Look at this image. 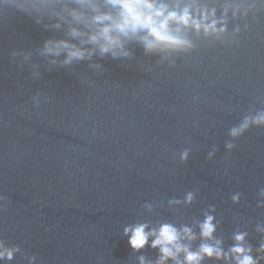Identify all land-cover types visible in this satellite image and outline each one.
<instances>
[{
  "label": "water",
  "instance_id": "95a60500",
  "mask_svg": "<svg viewBox=\"0 0 264 264\" xmlns=\"http://www.w3.org/2000/svg\"><path fill=\"white\" fill-rule=\"evenodd\" d=\"M233 23L241 26L235 37ZM48 34L14 9L0 12V237L39 264H137L156 251L132 252L125 225L191 224L212 204L225 246L240 228L255 249L264 128L232 141L231 152L224 144L230 127L264 109V9L231 22L223 42L197 40L174 67L133 46L131 59L105 58L99 71L84 62L49 69L33 55L34 79L11 53L34 50ZM187 191L195 192L191 206H167ZM146 202L154 214L144 213ZM9 264L25 261L17 253Z\"/></svg>",
  "mask_w": 264,
  "mask_h": 264
},
{
  "label": "clouds",
  "instance_id": "9594fccd",
  "mask_svg": "<svg viewBox=\"0 0 264 264\" xmlns=\"http://www.w3.org/2000/svg\"><path fill=\"white\" fill-rule=\"evenodd\" d=\"M14 9L39 25L46 35L32 51H13L12 57L27 64L34 79L40 76L39 57L49 68H70L86 63L92 70H102L101 60L111 58L126 61L133 57L137 46L145 57H157L158 63L174 67L175 59L191 53L199 39L223 42L229 34V24L254 18L264 9V0H0V12ZM243 27L246 29L247 24ZM241 31L233 23L232 37ZM33 103H41L39 95ZM264 128V109L245 114L227 132L226 152L250 128ZM217 149L213 146L206 159L212 160ZM190 149L179 155L180 163L188 160ZM2 199V197H0ZM195 199L194 191H187L182 199L167 201L169 208L189 207ZM237 205L241 193L230 196ZM154 204L143 205L145 214H154ZM256 207L264 208V186L256 193ZM202 218L193 223L177 224L170 220H137L125 225L121 235L127 238L132 252L145 247L155 250L154 259L143 255L137 264H262L264 262V221H258L254 232L260 236L254 249L249 232L236 228L231 232L230 246L218 235L220 221L215 205H208ZM20 253L25 264H39L35 254H25L19 245L9 244L0 237V264H9Z\"/></svg>",
  "mask_w": 264,
  "mask_h": 264
}]
</instances>
